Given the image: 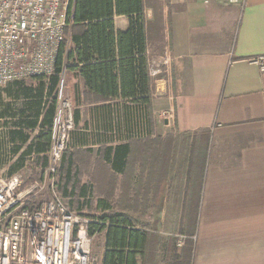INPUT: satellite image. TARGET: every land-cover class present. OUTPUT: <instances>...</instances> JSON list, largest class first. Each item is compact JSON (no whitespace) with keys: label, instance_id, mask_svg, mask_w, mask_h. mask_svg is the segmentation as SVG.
<instances>
[{"label":"crops","instance_id":"obj_1","mask_svg":"<svg viewBox=\"0 0 264 264\" xmlns=\"http://www.w3.org/2000/svg\"><path fill=\"white\" fill-rule=\"evenodd\" d=\"M143 15L149 103L116 98L103 102L89 92L79 71H65L52 91L44 77L0 87V177L18 176L21 185L39 179L48 162L53 99L62 86L76 116L61 159L60 190L74 212L92 200L87 176L80 171L89 157L90 163H99V172L91 177L100 178L105 188L95 199L100 217L91 222L108 221L115 213L134 229L150 233L136 228L133 215L115 210L107 196L133 160L129 188L138 210L131 211L145 213L146 220L155 215L153 227L175 224L176 217L179 238L184 240L183 247L179 240L178 264L185 262L183 254L189 250V223L192 252L187 263L264 264V72L256 62L264 58V0H245L243 5L225 0H143ZM129 26V18H113L115 33H125ZM116 61L114 75L120 66ZM165 112L172 115L169 121L161 119ZM122 115L127 122L140 116L147 133L191 137L187 142L194 159L176 169L167 167L159 181L153 155L135 154L144 140L127 141L113 134V123ZM70 153L77 174L72 172L67 183ZM102 233L99 264L105 253ZM152 252L146 250L138 263L153 264L148 259Z\"/></svg>","mask_w":264,"mask_h":264},{"label":"built area","instance_id":"obj_2","mask_svg":"<svg viewBox=\"0 0 264 264\" xmlns=\"http://www.w3.org/2000/svg\"><path fill=\"white\" fill-rule=\"evenodd\" d=\"M243 5L245 0H225ZM62 0H0V87L35 77L49 78L69 28ZM264 72V58L256 60ZM60 86L46 167L26 193L21 178L0 180V264H99L91 255L94 234L90 220L69 209L59 194L57 173L74 129L73 111ZM170 113L161 119L169 121ZM140 116L113 123V134L125 140H145Z\"/></svg>","mask_w":264,"mask_h":264},{"label":"trees","instance_id":"obj_3","mask_svg":"<svg viewBox=\"0 0 264 264\" xmlns=\"http://www.w3.org/2000/svg\"><path fill=\"white\" fill-rule=\"evenodd\" d=\"M115 16L129 18L127 32L115 33ZM67 17L66 37L69 34V40L63 41L58 48L54 73L49 77L50 91L57 88L65 71H79L89 92L103 102L116 98L142 106L148 104L143 0H69ZM114 48L118 51L117 56ZM116 59L120 66L118 74L114 75ZM55 102L54 97L53 108ZM75 116L76 113L73 118ZM72 166L70 153L65 163L67 183H71L70 174L75 172ZM61 168L64 170V165ZM78 194H82L81 188ZM107 220L103 218L99 224L90 225V234L105 232V253L101 264H139L138 258H143L146 250L150 251L151 241L155 240L151 233L134 229L127 219L115 213H111ZM191 252L192 246L184 252L185 262L182 264H190L187 261ZM178 259L173 248L169 262L178 264Z\"/></svg>","mask_w":264,"mask_h":264},{"label":"rangeland","instance_id":"obj_4","mask_svg":"<svg viewBox=\"0 0 264 264\" xmlns=\"http://www.w3.org/2000/svg\"><path fill=\"white\" fill-rule=\"evenodd\" d=\"M62 1L64 4L67 2V0H62ZM64 100L65 101L67 100L66 93L64 95ZM72 111H73V108H72ZM189 140H191V137L189 136L188 137L182 136L180 138V137H177L176 135L169 134V133L163 135L157 130H153L150 138L142 141L140 145L138 144L139 146H138V149L135 150V154L137 155V153H139V155L143 156L148 153H151L153 155L152 164L155 169L157 179L160 181L161 176L163 172L166 171L167 167L170 166L171 169L172 168L176 169V167H178L179 164L181 165L183 161L194 159L192 156L193 155L192 146L188 144ZM177 150H180V151H177ZM91 165L94 166L93 168L94 171L91 168ZM98 166H99L98 162L90 163L89 157L86 160H84L81 165L80 171L82 172L83 175L85 174L87 176L86 183L91 188V191L88 196L92 198V200H90L89 202L88 200H86L87 203H90L86 205V207L84 205L86 201H84L83 202L84 204L82 205L83 207H81V210L76 212V213H79L81 216L85 217L86 219L90 221H94V222L98 221L100 217L97 213V210L95 209V199L105 194L104 192L105 188L103 187L102 184H100V178L97 179L96 177H91L92 173L99 172ZM132 166L133 167L135 166V162L133 160L130 161L129 163V171L125 175H123V177L116 179L114 189H112V191L108 193L107 196L112 202L115 210L126 211L125 213L127 214V216L128 214L129 216L133 215L132 218L130 219L132 220V222L135 223L136 228L149 231V232L151 231L150 232L151 237L154 238L155 240L151 241V246H153V250H152V247L150 246V251H153V252L148 256L149 261L154 260L153 264H167L169 257L172 255L173 248H175L176 252L178 249H181V248H178L180 238H179L178 227L176 225V217H175V220H173L175 221V224L172 223L169 225H163L162 227L160 225H156V227H153L152 221L155 215H150L149 216L150 219L146 220L147 215L145 213H143L142 215H138V213H135L136 212L135 210H138L136 209V206L138 205V203L134 199L131 200V194L133 191L129 188V183H130L129 174H130V170ZM57 174H58L57 175L58 176L57 177L58 191H59V194L62 195L61 190H60V184H61L60 176L62 175L61 167H59ZM38 178L39 179H37V181L33 183H28V184L22 183L19 191H21L22 193H26L25 191H27L34 183L40 180V175ZM0 180H3V179H1L0 177ZM65 201H67L66 203H69L68 199ZM69 209L74 212L72 208L69 207ZM131 210H134L135 212ZM156 228L158 230V234L156 233L157 232ZM185 231L190 236L189 240L187 239L185 240L187 243L186 247L188 245V247L190 248L192 246V241H191L192 226L190 223L185 227ZM93 234L95 237H94L93 245L91 247V255L94 259L100 262L101 255H102V249H103V238L104 237H103V233L94 232ZM180 241L182 245L181 247H183L184 240L181 239Z\"/></svg>","mask_w":264,"mask_h":264},{"label":"bare ground","instance_id":"obj_5","mask_svg":"<svg viewBox=\"0 0 264 264\" xmlns=\"http://www.w3.org/2000/svg\"><path fill=\"white\" fill-rule=\"evenodd\" d=\"M66 40V39H65ZM74 121V120H73ZM94 241V240H93ZM93 244V243H92Z\"/></svg>","mask_w":264,"mask_h":264}]
</instances>
